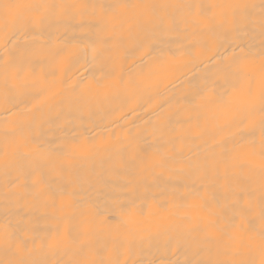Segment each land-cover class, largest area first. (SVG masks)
Returning a JSON list of instances; mask_svg holds the SVG:
<instances>
[{
  "label": "bare ground",
  "instance_id": "bare-ground-1",
  "mask_svg": "<svg viewBox=\"0 0 264 264\" xmlns=\"http://www.w3.org/2000/svg\"><path fill=\"white\" fill-rule=\"evenodd\" d=\"M16 2L78 7L12 39L0 27V264H67L73 241L110 264H185L208 248L215 258V245L194 255L213 220L264 227L258 180L222 163L259 165V105L252 139L237 147L241 114L213 102L227 88L217 58L264 49V0H0ZM125 2L163 7L118 42L111 27H80L100 19V5ZM221 3L242 7L208 32L198 6ZM74 38L85 47L69 65L57 53ZM98 39L111 40L101 57L89 44ZM149 47L165 63L142 76ZM132 204L143 219L124 214Z\"/></svg>",
  "mask_w": 264,
  "mask_h": 264
},
{
  "label": "snow or ice",
  "instance_id": "snow-or-ice-1",
  "mask_svg": "<svg viewBox=\"0 0 264 264\" xmlns=\"http://www.w3.org/2000/svg\"><path fill=\"white\" fill-rule=\"evenodd\" d=\"M75 7L78 6L19 2L0 3V27L6 33L10 32L9 39H12L18 31L40 29L52 15L56 14L57 8L64 10L63 16H71V9ZM158 7L163 6L146 3L130 4L126 2L100 5L102 10L100 19L87 24L81 23L80 27L86 28L88 33L96 32L101 27L105 30L111 27V31L117 36L118 42L119 34L126 30V26L130 32L133 25L140 28L151 23L156 16ZM240 7L242 6L232 3L200 5L196 16L204 21V28L208 32H214L217 27H222L229 17L234 20L237 9ZM128 10L133 11L129 14ZM198 26V20L192 21L194 29ZM261 26L264 28V16L261 17ZM194 34L199 33L194 32ZM110 43L111 40L109 39L89 41V44L96 49L97 57L104 55L103 46ZM97 45H100V47L97 48ZM84 47V43L74 38L66 42L57 55L70 65L79 61ZM140 51L141 63L147 69L146 73H141L142 76L152 75L155 65L165 63L162 59V54L157 55L151 47L147 50L140 49ZM191 51V49H187L179 53V55H191ZM177 55L178 53L175 52L169 53V60L174 61ZM217 59L219 61L218 76L223 79L227 88L213 102L218 107H231L234 113L241 114L238 121L241 134L237 147L243 146L252 139L257 126L252 120L257 103L260 114L258 125L261 137L260 150L251 153L254 160H259V165L256 166L250 162H239L233 156L225 157L222 163L226 171L229 168H236L241 172L246 170L250 182L258 180L261 203L264 205V49L261 50L259 56L251 49L241 48L239 52L233 50L231 54L225 53ZM257 60H259L258 65ZM233 97H236L235 101H233ZM198 98L203 99V94H200ZM188 103L195 104L196 99L190 100ZM246 128L248 129L247 133L243 131ZM7 135L8 133H6ZM251 147L254 149L255 144L252 143ZM16 155H18L17 152L12 153L13 157ZM249 199H251V192L249 193ZM200 206L203 207L202 204ZM122 211L128 217L143 219L145 216L144 208H138L134 204L122 206ZM261 221L264 222V209L261 211ZM123 223L127 224L128 221L125 220ZM209 229L211 230L210 235L203 240L195 242L194 255H201L205 251V245H215V258H213L212 249L208 248L207 259H190L185 264H264V227L256 233L253 228L240 227L236 219L233 218L222 227L218 225L217 221L213 220L209 224ZM73 244L75 245L74 255L67 264H110V262L96 259V251L87 243L73 241Z\"/></svg>",
  "mask_w": 264,
  "mask_h": 264
}]
</instances>
